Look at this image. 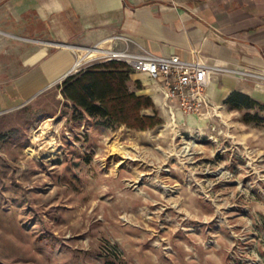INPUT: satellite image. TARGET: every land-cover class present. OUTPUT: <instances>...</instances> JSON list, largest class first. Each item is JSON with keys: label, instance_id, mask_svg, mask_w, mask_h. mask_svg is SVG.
Here are the masks:
<instances>
[{"label": "rangeland", "instance_id": "374dc122", "mask_svg": "<svg viewBox=\"0 0 264 264\" xmlns=\"http://www.w3.org/2000/svg\"><path fill=\"white\" fill-rule=\"evenodd\" d=\"M125 65L109 117L62 85L0 117V264H264V106L189 123Z\"/></svg>", "mask_w": 264, "mask_h": 264}, {"label": "crops", "instance_id": "0c3cea01", "mask_svg": "<svg viewBox=\"0 0 264 264\" xmlns=\"http://www.w3.org/2000/svg\"><path fill=\"white\" fill-rule=\"evenodd\" d=\"M114 36L135 54L264 72V0H0V117L61 86ZM137 75L163 112L158 85ZM207 92L211 107L234 92L264 105V84L231 73L211 74Z\"/></svg>", "mask_w": 264, "mask_h": 264}, {"label": "built area", "instance_id": "2783aa9c", "mask_svg": "<svg viewBox=\"0 0 264 264\" xmlns=\"http://www.w3.org/2000/svg\"><path fill=\"white\" fill-rule=\"evenodd\" d=\"M120 43L124 44L122 49L118 47ZM105 45L107 47L95 45L87 50V54L96 52L107 61L123 62L136 74L158 85L165 106L185 115L206 116L210 113L212 107L207 90L211 74L231 73L241 80L264 84V72L249 68L230 70L199 60L186 61L177 55L162 57L132 53L124 36H114Z\"/></svg>", "mask_w": 264, "mask_h": 264}, {"label": "trees", "instance_id": "16d2710c", "mask_svg": "<svg viewBox=\"0 0 264 264\" xmlns=\"http://www.w3.org/2000/svg\"><path fill=\"white\" fill-rule=\"evenodd\" d=\"M125 65L124 63H119L116 61H109L106 65L100 66H91L86 71L79 72V78L74 75H69L62 83V94L69 100L74 101V98L68 94L66 91L71 89V91L75 94L77 93V89L79 86V108L85 111V113L90 117L102 116L109 117L111 113H113L114 108H108L106 105V95L114 94V96H118V94L122 91V87L113 85L114 79H116V74L114 71H117L118 67H111L110 65ZM128 67L127 65H125ZM100 68V70H98ZM129 68V67H128ZM130 69V68H129ZM131 70V69H130ZM108 77L111 79V82H108L104 85H100L96 76ZM65 88V89H64ZM226 105L232 107L235 110H252L255 107L264 106L246 95L234 92L232 93L225 102ZM151 104L146 106V108H151ZM24 109V108H23ZM110 109H113L110 111ZM250 117L246 121L254 120L256 121L258 118L256 116Z\"/></svg>", "mask_w": 264, "mask_h": 264}, {"label": "bare ground", "instance_id": "6f19581e", "mask_svg": "<svg viewBox=\"0 0 264 264\" xmlns=\"http://www.w3.org/2000/svg\"><path fill=\"white\" fill-rule=\"evenodd\" d=\"M89 54H95L96 55V52H90L88 54L85 55V57H83V60L89 55ZM81 60L78 61L77 64H80ZM84 62V61H83ZM36 141V140H35Z\"/></svg>", "mask_w": 264, "mask_h": 264}]
</instances>
